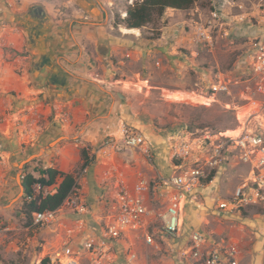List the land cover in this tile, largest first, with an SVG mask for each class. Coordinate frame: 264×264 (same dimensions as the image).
<instances>
[{
  "label": "rangeland",
  "instance_id": "obj_1",
  "mask_svg": "<svg viewBox=\"0 0 264 264\" xmlns=\"http://www.w3.org/2000/svg\"><path fill=\"white\" fill-rule=\"evenodd\" d=\"M114 1L113 23L117 16L124 17L127 6L131 4L130 0ZM218 4H221L227 15L220 32L216 33L214 47L207 50L191 42L190 27L193 20L208 14L212 6ZM239 4L243 5L242 10L238 8ZM239 11H246L248 17L254 15L255 18L237 22L234 17ZM263 14L264 0H196L186 10L166 9L153 25L140 29V33L138 29V35L129 33L138 36L137 40L150 43L151 48L144 61L125 56L122 61H115L112 74L120 79L123 91L119 92L126 103L119 119L123 118V122L137 127L147 139L154 153L153 170H157L158 156L164 152L168 155L166 166L169 172L175 171V165L180 164V161L173 158L174 146L182 142H192L206 135L212 138L220 134L235 136L234 132L238 129L242 131L243 128L264 133V107L256 108L242 95L251 74L249 55L256 42L264 37ZM118 27L128 33L125 30L129 28L121 25ZM219 74L226 79L240 81L231 82L229 92L216 91L214 85ZM168 92L198 93L205 96L206 100L202 103L190 99L175 100L166 96ZM252 105L255 111L243 125L237 113ZM7 110L13 111L9 108ZM91 122L89 120L85 126ZM85 126L76 128L72 136H61L41 145H32L33 142L29 140L32 141V138L28 139L29 142L16 144V147L12 144L9 149V142L1 145L0 148L10 154L9 157L0 156V264L10 261L38 264L42 257L61 252V245L66 239V232L60 235L61 226H41L35 232L29 227L30 219L24 213H18L23 195L21 180L27 164L37 168L44 166L43 160L38 158L45 151H52L57 143L62 144L73 136H80ZM19 129L16 131L19 132ZM36 130L29 131L27 135H36ZM7 137L10 139L11 135ZM102 144L109 146L105 138ZM30 147L33 149L29 150ZM88 148L93 155L92 146ZM129 150L123 148L117 151L112 147L106 155L123 156ZM2 165H5L3 169ZM246 168V165L237 163L235 159L218 168L206 191L197 197L196 204L188 203L184 207L183 228L186 234L191 229H199L216 237L215 232H222L226 228L228 230L232 222L233 234L242 235L240 237L244 238L246 245L242 264H264V204L235 212L234 216H228L226 220L217 216L213 206L219 198H229L235 186L243 180ZM28 170L31 171V168ZM155 198H150L153 207L158 212L164 211L166 205H160ZM93 219L97 222L85 226L89 231L98 230L102 226L99 218ZM71 227L72 221L67 224V228ZM66 237L70 236L67 234ZM156 240L158 248L144 245L140 241L137 244V259L134 261L128 260L127 245L119 243L107 264H192L190 260L178 255L176 240L166 237H157Z\"/></svg>",
  "mask_w": 264,
  "mask_h": 264
},
{
  "label": "crops",
  "instance_id": "obj_2",
  "mask_svg": "<svg viewBox=\"0 0 264 264\" xmlns=\"http://www.w3.org/2000/svg\"><path fill=\"white\" fill-rule=\"evenodd\" d=\"M114 3V0H0V105L13 110L6 120L0 121V147L9 142V149L12 144L16 147L29 140L32 145H41L61 136H72L76 128L92 120L80 136L57 143L56 148L38 158L43 160L44 166L73 173L81 163L80 149L92 146L94 162L77 180L76 189L91 207V213L86 216L88 224L97 222L93 218L101 220L111 208L115 188L111 178L113 170L124 171L130 184L140 172L149 177L170 174L166 166L168 155L161 150L157 170H153L136 151L130 149L123 156H107L112 146L102 144L109 134L118 135L123 121L119 119L120 112L126 108L119 92L123 91V86L112 74L115 61H122L124 56L144 61L151 48L150 43L137 40L138 36L122 32L114 25ZM58 104L67 112L66 118L61 117L59 110H52L51 106ZM31 106L38 109L40 124L35 131L37 134L30 136L22 133L23 124L17 123L13 116ZM9 154L0 148L1 157H9ZM207 187L208 184L188 195L184 207L188 203L196 204L197 197ZM147 197L151 205L150 198L156 197L158 203L161 202L153 192ZM213 206L217 216L226 220L217 210L216 202ZM62 215L65 226H61L60 235L66 232V238L71 218L67 212ZM228 228L215 232L214 238L242 236L233 234L231 224ZM140 241L144 243L131 232L116 241L114 249L122 243L127 245V250L137 252Z\"/></svg>",
  "mask_w": 264,
  "mask_h": 264
},
{
  "label": "built area",
  "instance_id": "obj_3",
  "mask_svg": "<svg viewBox=\"0 0 264 264\" xmlns=\"http://www.w3.org/2000/svg\"><path fill=\"white\" fill-rule=\"evenodd\" d=\"M238 8L242 10L243 5L239 4ZM225 15L227 14L221 4H218L212 6L208 14L193 20L189 37L191 42L211 50L216 42V33L223 26ZM253 17L255 18L254 15L248 17L246 11H239L234 18L237 22H244L246 19L253 20ZM261 18L264 19V14ZM249 67L251 74L242 95L255 104L256 108L264 107V37L256 42L249 55ZM239 81L240 79H226L219 74L214 90L229 92L231 82ZM256 97L259 98L255 99ZM51 108L59 110L63 118L68 116L59 104ZM7 109L0 105V121L6 120L7 114H11ZM38 113V109L31 106L21 110L14 118L17 123L23 124L24 134L39 128ZM105 143L117 151L123 148L137 151L149 165H154V153L150 144L133 125L122 121L119 135L109 134L105 137ZM173 158L180 161V164L175 165L174 172L168 175L157 174L155 177H148L140 172L132 184L128 182L124 171L113 170L111 178L115 185L114 196L111 208L101 218L102 226L98 230L89 231L85 227L86 216L91 213V207L77 190L57 209L34 212L29 227L35 232L41 226H65L62 222V214L65 212L70 215L73 223V227H66L70 237L63 241L61 252L48 255L51 262L107 264L114 253L116 241L135 232L146 245L155 248L159 246L157 237L176 240V252L192 264H242L245 245L241 237L227 235L212 238L198 229L184 234L182 211L188 195L204 188L214 178L215 171L232 159L246 165V173L229 198H219L216 201L217 210L227 218L234 216L235 212L264 204V133L243 128L236 136L220 134L212 138L206 135L174 146ZM87 168L80 170L76 182ZM34 191L43 194L48 192L47 188L42 189L39 184L34 185ZM149 192L156 194L161 205H166L164 211L158 212L148 203ZM73 241L78 244L75 245ZM127 257L129 261H134L137 259V252L128 249Z\"/></svg>",
  "mask_w": 264,
  "mask_h": 264
},
{
  "label": "trees",
  "instance_id": "obj_4",
  "mask_svg": "<svg viewBox=\"0 0 264 264\" xmlns=\"http://www.w3.org/2000/svg\"><path fill=\"white\" fill-rule=\"evenodd\" d=\"M196 0H135L127 6L125 15L114 21L116 27L142 29L153 25L160 19L168 8L177 10L189 9ZM81 163L73 173H65L55 167L42 166L40 168L26 165L21 180L23 195L21 197L18 213H24L31 221L32 214L37 211L57 209L63 201L73 193L77 187L76 176L84 167L94 162L88 147L80 149ZM30 166V167H29ZM31 168V171L28 170ZM210 179V178H209ZM39 184L42 189H53L46 194L35 193L34 185ZM6 264H17L13 261ZM38 264H53L49 256H44Z\"/></svg>",
  "mask_w": 264,
  "mask_h": 264
},
{
  "label": "bare ground",
  "instance_id": "obj_5",
  "mask_svg": "<svg viewBox=\"0 0 264 264\" xmlns=\"http://www.w3.org/2000/svg\"><path fill=\"white\" fill-rule=\"evenodd\" d=\"M128 33H137L138 29L134 28V29H126L125 30ZM144 85V84H143ZM170 98H173L175 100H184V99H190L194 102H199L202 103L204 100H206V97L198 94V93H186V92H168L167 95ZM255 111V106H249L246 107L245 109H241V111H238L237 116L239 121L244 125V123H246L248 121V118L254 113ZM244 127V126H243ZM242 127V128H243ZM241 132L240 129L236 130L234 132L235 136L238 135ZM233 136V135H231Z\"/></svg>",
  "mask_w": 264,
  "mask_h": 264
},
{
  "label": "water",
  "instance_id": "obj_6",
  "mask_svg": "<svg viewBox=\"0 0 264 264\" xmlns=\"http://www.w3.org/2000/svg\"><path fill=\"white\" fill-rule=\"evenodd\" d=\"M126 14V13H125Z\"/></svg>",
  "mask_w": 264,
  "mask_h": 264
}]
</instances>
